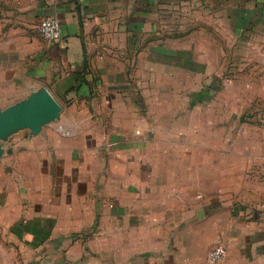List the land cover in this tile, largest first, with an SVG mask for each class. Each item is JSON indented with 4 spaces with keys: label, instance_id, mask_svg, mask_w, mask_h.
<instances>
[{
    "label": "crops",
    "instance_id": "crops-1",
    "mask_svg": "<svg viewBox=\"0 0 264 264\" xmlns=\"http://www.w3.org/2000/svg\"><path fill=\"white\" fill-rule=\"evenodd\" d=\"M257 33L264 0H0V109L40 87L63 109L3 146L0 259L264 264Z\"/></svg>",
    "mask_w": 264,
    "mask_h": 264
},
{
    "label": "water",
    "instance_id": "water-1",
    "mask_svg": "<svg viewBox=\"0 0 264 264\" xmlns=\"http://www.w3.org/2000/svg\"><path fill=\"white\" fill-rule=\"evenodd\" d=\"M62 111L61 105L43 87L0 109V158L9 137L22 131H26L28 137L36 136L47 125L59 121Z\"/></svg>",
    "mask_w": 264,
    "mask_h": 264
},
{
    "label": "built area",
    "instance_id": "built-area-1",
    "mask_svg": "<svg viewBox=\"0 0 264 264\" xmlns=\"http://www.w3.org/2000/svg\"><path fill=\"white\" fill-rule=\"evenodd\" d=\"M37 32L50 44H58L61 41L60 24L56 18L48 17L42 19L37 26ZM226 256L227 251L224 246H215L208 252L206 264H221Z\"/></svg>",
    "mask_w": 264,
    "mask_h": 264
},
{
    "label": "rangeland",
    "instance_id": "rangeland-1",
    "mask_svg": "<svg viewBox=\"0 0 264 264\" xmlns=\"http://www.w3.org/2000/svg\"><path fill=\"white\" fill-rule=\"evenodd\" d=\"M259 25V24H258ZM251 43H253L254 46H256L253 50H251V52H249V59L253 60V61H264V37L262 35H259L258 33L256 35H254L250 41ZM253 70V77H255V79L260 78L261 80L264 81V66L263 64H259L256 65V68L252 69ZM260 94H262V92H260ZM12 248L11 246H5V248ZM4 253H8L7 251H5ZM11 253V252H10ZM15 253H16V259L13 260H7V259H0V264H18V262H20V256H19V251L18 249L15 247ZM23 261H21L22 264ZM53 262V261H51Z\"/></svg>",
    "mask_w": 264,
    "mask_h": 264
}]
</instances>
